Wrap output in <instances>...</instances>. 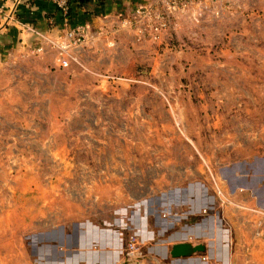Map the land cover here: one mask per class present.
<instances>
[{"label": "rangeland", "instance_id": "374dc122", "mask_svg": "<svg viewBox=\"0 0 264 264\" xmlns=\"http://www.w3.org/2000/svg\"><path fill=\"white\" fill-rule=\"evenodd\" d=\"M234 2L207 33L186 20L177 33L179 19L159 41L127 29L98 40L81 49L88 68L58 66L49 48L0 53V207L18 212H0V264H22L44 203L112 208L165 192V211H200L190 225L214 211L264 217V0Z\"/></svg>", "mask_w": 264, "mask_h": 264}, {"label": "crops", "instance_id": "0c3cea01", "mask_svg": "<svg viewBox=\"0 0 264 264\" xmlns=\"http://www.w3.org/2000/svg\"><path fill=\"white\" fill-rule=\"evenodd\" d=\"M152 1L71 0L65 20L57 6L48 0H0L1 9L15 15L14 19L0 16V53L27 50L30 44L37 41L35 35L20 26V22L56 36L76 23L92 27L112 25L135 6ZM238 7L235 2L231 11L223 12L211 22H205L208 18L191 9L180 15L179 19L185 25H178L175 30L177 33L191 32L186 27L192 23L186 21H197L200 32H210L211 25H221L227 19L230 22ZM125 30H119L117 38L120 41L132 37ZM35 197L37 200L47 199L39 191ZM175 198L161 193L126 206L90 207L86 210L51 208L43 202L44 205H38L31 214L34 217L32 239L22 264H264L263 216L261 219L255 217V211L243 213L235 210L223 217L220 211H214L211 215L200 216L190 225L187 220L189 215L198 216L200 211H165L174 205ZM75 204L69 207H79ZM1 211L4 215L18 214L9 207H0ZM20 212L23 216L30 213L28 208ZM222 220L227 225L222 224ZM130 231L141 241L142 256L137 260H128L124 256V244ZM181 241L203 242L205 251L192 256L173 257L171 246Z\"/></svg>", "mask_w": 264, "mask_h": 264}, {"label": "built area", "instance_id": "2783aa9c", "mask_svg": "<svg viewBox=\"0 0 264 264\" xmlns=\"http://www.w3.org/2000/svg\"><path fill=\"white\" fill-rule=\"evenodd\" d=\"M53 2L62 12L66 20L71 0H48ZM235 0H153L151 3L137 5L125 15L118 17L112 25L92 27L85 23L68 26L56 36H51L43 30L20 22V26L33 35L37 41L30 44V52H43L46 49L54 51V61L58 66L67 67L76 63L84 68L87 65L81 59V49L104 40L107 45H113L115 34L121 29L129 30L136 41H159L162 36L175 28L181 14L194 10L199 15L218 16L225 10H230ZM0 16L14 19L15 15L5 13L0 7ZM103 76L104 73L96 72ZM141 242L134 232L127 234L124 244V256L128 260H137L142 256ZM216 264V263H212Z\"/></svg>", "mask_w": 264, "mask_h": 264}, {"label": "water", "instance_id": "95a60500", "mask_svg": "<svg viewBox=\"0 0 264 264\" xmlns=\"http://www.w3.org/2000/svg\"><path fill=\"white\" fill-rule=\"evenodd\" d=\"M162 194L166 195L165 192H163ZM167 194L169 195L171 193H167ZM203 251H205V244L203 242L194 243L191 241H181L171 246L170 254L173 257L192 256L195 253L203 252Z\"/></svg>", "mask_w": 264, "mask_h": 264}]
</instances>
